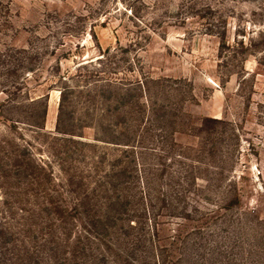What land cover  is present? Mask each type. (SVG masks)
<instances>
[{
    "label": "rangeland",
    "instance_id": "1",
    "mask_svg": "<svg viewBox=\"0 0 264 264\" xmlns=\"http://www.w3.org/2000/svg\"><path fill=\"white\" fill-rule=\"evenodd\" d=\"M24 63L31 70L18 67ZM59 77L79 85L101 79L68 96L74 118L64 127L83 136L57 131ZM143 81L150 99L178 113L175 126H137L146 109ZM44 104L43 127L28 123ZM118 111L125 117L116 127ZM102 117L111 129L99 125ZM112 132L135 145L99 140ZM111 168L125 170L121 188L140 192L149 174L173 196L187 189L183 205L224 208L199 231L192 227L200 212L181 227V218L146 212L140 199L132 204L134 228L125 227V214L95 229L83 209L61 212ZM184 171L204 177L200 186L178 181ZM73 173L86 178L82 185ZM2 175L58 189L51 197L61 203L53 208L61 221L32 240L39 264H150L149 241L163 247L162 264H260L250 234L264 233V0H0V184ZM234 188L240 201L222 203ZM151 220L161 222L156 233ZM51 227L65 231L53 237L56 258L45 241ZM133 239L139 245L127 252Z\"/></svg>",
    "mask_w": 264,
    "mask_h": 264
},
{
    "label": "trees",
    "instance_id": "2",
    "mask_svg": "<svg viewBox=\"0 0 264 264\" xmlns=\"http://www.w3.org/2000/svg\"><path fill=\"white\" fill-rule=\"evenodd\" d=\"M18 67H21L24 71L31 70L30 66L26 63L20 64ZM67 80H69L68 77H63L62 79L59 77V81H62L63 85H61V100L57 121V131L63 134H69L71 137L74 135L83 136L81 133H78L69 126V128L64 127L68 121H71L74 118L73 111L68 103V96L70 92L81 89L82 85V88H90V86L94 84H99L101 79L97 78L96 80L82 85L76 83L72 84L67 82ZM104 80H106L105 82H108L109 84L110 80ZM14 83L16 84L12 85L15 86L20 82L15 80ZM174 83L176 85L178 84L177 82ZM142 84L147 99L145 101L146 109L144 113H142V116L138 118L137 126L141 123L144 124L145 121L151 124L162 122L163 124L158 125H164L166 123L168 126H175V124L178 123L176 121V118L179 116L178 113L168 109V105L158 104L156 100L154 101L152 98L150 99L148 96V87L146 82L143 81ZM41 98L42 97L38 99L40 100ZM107 99L111 100L110 97ZM47 112L48 106L47 104H44V106H42V110L40 111V115L33 114L31 119L27 118L28 123L37 127H43ZM124 117L125 113L118 111L116 112L115 118H113L115 120L111 121L114 126L117 125L116 127L122 126L124 123ZM104 119L106 118L102 117L99 125H101L103 129H111L113 125L104 124ZM15 121L17 120L14 119V122ZM140 126L141 125L138 127ZM83 127L86 128L89 127V125L84 124ZM131 139V136H126V140H120L116 138L115 134L112 132V136H103L99 140L109 143L135 145ZM93 163L94 166L92 169L97 171L96 164L101 163V161L96 160L93 157ZM119 170L120 168H111L109 171L105 172L104 175L99 177L101 179L94 180L95 184L93 186L85 188L83 192L78 193L77 196L73 198V203H75L74 205L76 207L66 206L64 207V210H61V212L63 213L65 211V213L72 214L76 211L77 207L79 209H83L82 215L86 216V221L88 220L89 225L95 229L98 227V223H101V226L107 227L108 221H120V217L122 216L124 218L125 214V227L134 228L136 222L133 221L135 220L134 217L137 216L132 215V204L136 199H140L144 202V204L146 203V207L144 206L143 208L146 212L150 207H154V211H158V215L160 216L173 219L175 217L181 218L182 222L179 223V226L181 227L185 226V222L187 220H191L190 215L192 212H200L199 215H201V217L194 219L195 222L200 224H194L192 227L193 231H199L201 230V226L205 223L204 219L206 216L224 208V205L222 204H216V210H211L205 205H199V207H189L183 205L182 201L185 202L187 199V192H185L187 189L180 190L175 196H173L174 192L171 190L172 187L163 189L161 186L156 187V180L151 178L149 174L141 177L142 189L140 192H133L128 183L125 184V188H121L118 184V178L125 175V170ZM184 172L185 174L180 172L176 175L178 181L180 180V182H183L186 185H190V183H197L200 186L198 180L199 178L204 179V177H193L192 175H187V171ZM71 175L80 177V185H82L86 180L85 177L79 174L73 173ZM1 178H3V182L0 184V187L3 188L5 192H3L4 195L0 200V203L2 204V208H0V264H39L36 260L35 253L32 251L35 250L32 248V240L36 237L39 231L44 232L47 226H52L53 222L61 221V215H56L55 212H53V208L61 203L59 202L57 204V202L51 197L53 193H59L58 189L52 190L50 186L45 187V182H41L40 178H29L26 182L20 180L18 176L2 175ZM45 178L47 182L50 183L52 175L49 173L48 175H45ZM65 178L67 182L69 181L67 186H70L72 183V181L70 182V174H66ZM102 181L103 187L101 185ZM5 182H7L8 186ZM51 191L53 192L51 193ZM69 191L70 190H67V192ZM97 192H100L98 194L100 197H97ZM193 193L195 194V192ZM240 196L241 194L237 192V188H234V191H229L221 201L222 203L229 202V204L232 202H239ZM198 197L200 198L202 196L199 195ZM195 202L197 203L198 200H195ZM47 210H49V213H46ZM249 212L254 214L256 213V210L252 209ZM65 213L63 215H65ZM160 225L161 222H152L151 220L150 226L151 228H154L155 233ZM84 231L86 233H92L89 228H85ZM54 232L52 231V227L49 228L46 235L51 237V240L48 237L45 241H47L52 248V252H50L49 255L56 258L54 255L57 253L56 250H58L59 247L56 246L58 249L54 247L55 244L52 241L55 237H59V235L63 236L65 231L61 228L59 229L58 235ZM81 235L82 234L80 233L75 234V236H78L77 240H80ZM153 236H155V234H153ZM180 237L181 235L178 233L174 235V238L180 239ZM250 238H252L251 241L253 242V252L255 251V255L260 257L258 262L260 264H264V233L259 230H256L255 233L252 231ZM77 240L75 242H77ZM139 241L140 240L138 239L130 241L126 246L127 252L135 250L137 248L136 246L139 245ZM146 247H149L152 250V255L150 256V260L152 261L150 264H162L164 260H161L160 251H162L161 249L163 247L160 246V249L156 243H153V241L146 242Z\"/></svg>",
    "mask_w": 264,
    "mask_h": 264
}]
</instances>
